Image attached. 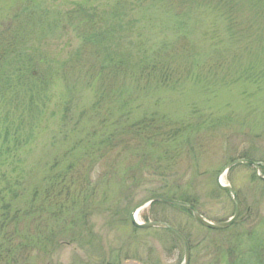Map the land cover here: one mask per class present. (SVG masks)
I'll list each match as a JSON object with an SVG mask.
<instances>
[{
    "label": "rangeland",
    "instance_id": "1",
    "mask_svg": "<svg viewBox=\"0 0 264 264\" xmlns=\"http://www.w3.org/2000/svg\"><path fill=\"white\" fill-rule=\"evenodd\" d=\"M88 16L100 57L79 30ZM0 36L11 62L32 55L51 76L0 99V264H184L179 239L132 225L138 206L190 197L211 223L234 216L219 173L264 165V0H0ZM143 118L169 142L108 146L119 120ZM223 184L240 205L229 229L161 203L137 222L181 232L190 264H264V181L237 166Z\"/></svg>",
    "mask_w": 264,
    "mask_h": 264
},
{
    "label": "trees",
    "instance_id": "2",
    "mask_svg": "<svg viewBox=\"0 0 264 264\" xmlns=\"http://www.w3.org/2000/svg\"><path fill=\"white\" fill-rule=\"evenodd\" d=\"M87 11L85 12L83 8L79 12H70V17L73 18L74 15L77 14H83L87 15ZM75 17V16H74ZM90 18H84L81 22L82 25L79 27V30L83 31L85 33V42L90 43L91 39L95 40L96 43L94 48V53L97 54V57H100L101 55V49L103 48V42L106 41L102 36L104 33H102L103 29H100V26H98L97 20L93 16H88ZM111 32V31H110ZM87 37V38H86ZM89 37V38H88ZM98 39V40H97ZM5 38L3 36H0V99L5 97V92L9 91L8 89L12 90L11 82H15L20 89H23L24 87L29 88L28 92H32V89L37 87H40L39 85L46 84L45 82H51V76L48 74L49 67H45L43 65L42 61H38L37 58H34L32 55L28 56L26 60H24L22 54H17V62L13 61L11 62L9 60V48L11 44H5L4 43ZM104 40V41H101ZM8 45V47H6ZM105 47V42H104ZM106 52H109V49L106 50ZM12 54V53H11ZM124 63L122 65H119L117 67H114L117 71H122L124 68ZM19 66V67H18ZM103 71V70H102ZM12 77L14 79L17 78V80L12 81ZM13 91V90H12ZM15 93H17L15 91ZM124 120H119L117 122L119 131H114L111 134V141L108 139L107 144L111 147L115 143V141L119 140V145L124 146L125 148H129V140H127L128 137L133 138V142L136 143L137 148H140L143 150L144 148H148L149 142H156L157 140H163L165 143L169 142V140L172 138L170 136L172 133H164L163 130H165V127L160 128L159 125L156 124V121L154 119L149 118H143L142 120L138 121L135 124H131L128 126H125V123H123ZM152 128V129H151ZM113 136V137H112ZM110 144V145H109ZM116 146V145H115ZM108 147V148H110ZM114 147V145L112 146ZM139 149V150H140ZM147 152L142 153L141 159L147 157ZM249 159V158H245ZM145 163H147V160H143ZM169 164V163H168ZM168 164L164 167L160 162L157 164L154 163V166H152V169L154 171H165V170H171ZM152 193V192H151ZM182 202H186L191 204L193 207H196V204L194 201H191L190 197H185L184 199H179ZM177 207V206H175ZM185 212H188L192 215V213L183 207H177ZM168 233H171L173 236H175L172 232L165 230ZM176 237V236H175ZM177 238V237H176ZM178 239V238H177ZM235 261V260H234ZM242 261H236L233 262V264H241Z\"/></svg>",
    "mask_w": 264,
    "mask_h": 264
},
{
    "label": "water",
    "instance_id": "3",
    "mask_svg": "<svg viewBox=\"0 0 264 264\" xmlns=\"http://www.w3.org/2000/svg\"><path fill=\"white\" fill-rule=\"evenodd\" d=\"M237 166H249V167H253L255 168L256 172H257V177L261 180L264 181V177L261 174V167L264 168V165H260L259 163L253 162L251 160L248 159H239V160H235L231 163H229L227 166H225L221 172L218 175L217 178V185L218 187L225 192H228L232 195L233 197V203H234V216L223 223H218V224H214L211 223L209 221H207L196 209L195 207H193L191 204L186 203V202H182L179 200H173V199H169L163 196H154L151 197L149 199H147L146 201H144L140 206H138L135 211L131 214L130 219L132 222V225L140 230H148V229H163V230H168L170 232H172L182 243L183 248H184V264H190V248H189V244L186 240V238L183 236V234L181 232H179L177 229H175L174 227H172L171 225L164 223V222H148L145 224H141L137 222V215L139 214L140 211H142L143 209L147 208L148 206L155 204V203H161V204H165L168 206H177V207H183L186 208L187 210H189L193 217L196 219V221L202 225L203 227L210 229V230H215V231H223L226 229H229L230 227H232L239 219L240 217V205H239V201H238V197L236 192L234 191L233 188H231L230 186H226L225 184H223V177L225 175H227L233 168L237 167Z\"/></svg>",
    "mask_w": 264,
    "mask_h": 264
}]
</instances>
